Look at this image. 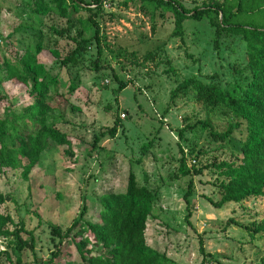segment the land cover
<instances>
[{
    "label": "rangeland",
    "instance_id": "1",
    "mask_svg": "<svg viewBox=\"0 0 264 264\" xmlns=\"http://www.w3.org/2000/svg\"><path fill=\"white\" fill-rule=\"evenodd\" d=\"M38 1L48 11L34 14ZM177 1L185 9L212 2L231 12L237 4V0ZM102 2L95 20L100 36L97 56L86 11L73 14L66 7L61 12L51 0H0V94L11 112L21 117L33 100L6 81L5 65L19 71L28 68V85L33 77H41L32 70L40 65L44 75L54 79L52 94L62 111L53 127L70 143L57 146L47 139L39 165L26 180L20 176V166L0 173V214L11 219L10 236L0 237V264H79L73 246L78 243L73 234L77 228L59 241L51 227L63 232L78 222L81 211L82 220L94 222L99 199L123 192L129 175L152 193L143 238L149 249L168 260L166 264H264V234L243 230L251 231L264 217V197L213 208L206 198L213 202L220 198L217 185L224 179L219 170L213 166L198 175L178 170L181 156L183 170L189 172L236 160L230 143L209 135L210 128L225 131L232 119L197 91L208 86L228 89L239 82L242 41L223 32L215 38L211 15L184 20L181 44L170 36L172 16L165 9L140 0ZM261 3L241 0L239 13L230 21L263 27ZM80 39L88 42L74 61L60 64ZM114 77L127 86L116 92ZM187 80L186 88H180ZM115 118L119 128L109 137L105 131ZM21 120L13 121L14 131L20 129ZM99 133L104 134L91 148ZM236 133L232 136L238 139ZM189 180L193 186L185 203ZM230 219L239 227L227 224ZM198 239L208 255L204 258Z\"/></svg>",
    "mask_w": 264,
    "mask_h": 264
},
{
    "label": "trees",
    "instance_id": "2",
    "mask_svg": "<svg viewBox=\"0 0 264 264\" xmlns=\"http://www.w3.org/2000/svg\"><path fill=\"white\" fill-rule=\"evenodd\" d=\"M51 1L61 12L66 11V7L69 8V13L73 14L78 10L87 12L86 22L93 28L91 39L95 44L96 55L99 56L100 36L95 20L102 11V0ZM140 1L152 4L158 9H165L171 14L170 36L177 38L181 44H183L182 22L184 20L200 21L211 15L215 18V22L211 21L209 24L214 29L215 38L223 32L237 36L242 41L244 65L239 71V74L242 75L239 82L232 83L228 89L208 86L204 90L197 91L202 99L208 100L212 104H219L232 119L226 130L221 133L213 132L209 125L203 123H197V125L201 128H210V138L218 139L222 143H230L231 147L236 150L234 152L236 160L233 163L220 162L216 165L209 163L189 172L183 170L181 156L178 170L182 175L190 173L198 175L213 166L219 170V175L224 179L217 185L221 190L220 198L217 202L206 198L213 208L219 209L226 203H240L250 198L264 197V26L254 27L230 21L235 14L239 13L241 0H237L236 8L232 12L212 2L185 9L177 0ZM260 2L264 3V0H260ZM35 6L34 14L48 11L40 3L38 5L36 3ZM86 42L88 41L84 39L75 41L74 48L60 61V64L73 62V56L84 48ZM38 49L39 46L33 51L36 52ZM187 58L192 59L190 55H187ZM5 66L6 81L11 86L24 90L25 94L30 96L33 101L29 106L23 108L21 127L14 131L13 121L21 117H16V114L11 112L6 98L0 94V173L20 166V176L26 180L27 174L39 165L40 154L47 139L57 146L66 145L69 147L70 143L53 127L59 117L61 119L62 114L59 104L54 98L55 95L52 94L55 86L53 77L44 75L43 68L35 64L32 68L34 75L41 77L39 79L33 77L28 85L26 78L28 68H22L19 71L8 65ZM114 79L117 83L116 92L127 86L126 82L119 81L116 77ZM188 82V80L184 81L180 88L185 89ZM178 90L179 87L175 92ZM69 92H72L70 87ZM60 98L63 101L61 96ZM195 126L194 124L191 128ZM118 128L119 120L115 118L105 133L109 137H113ZM235 131L239 136L238 139L232 136ZM182 132L183 130H179L178 136H181ZM103 134L99 133L93 137L90 143L91 148L96 146ZM192 186V181L189 180L183 194L185 203L191 195ZM152 200V193L144 186H137L129 175L123 192L103 195L99 199L98 217L94 222L82 220L83 213L81 211L78 222L71 223L63 232L59 227L52 226L51 233L61 241L70 235L74 227L77 228L78 232L74 231L73 234L78 236V243L73 246L78 253L79 264H166L168 260L149 249L143 238L145 220L149 215ZM10 223L9 216L0 214V237L10 236L7 229V225ZM227 224L239 227L231 219ZM243 230L250 235L264 234V217L251 231L246 227H243ZM26 234L30 235L29 242L32 244L31 232ZM198 244L203 258L208 256L202 249L200 239H198ZM214 263L221 264L217 261Z\"/></svg>",
    "mask_w": 264,
    "mask_h": 264
},
{
    "label": "built area",
    "instance_id": "3",
    "mask_svg": "<svg viewBox=\"0 0 264 264\" xmlns=\"http://www.w3.org/2000/svg\"><path fill=\"white\" fill-rule=\"evenodd\" d=\"M123 117H124V115H123V114H121V115H120V118H123Z\"/></svg>",
    "mask_w": 264,
    "mask_h": 264
}]
</instances>
